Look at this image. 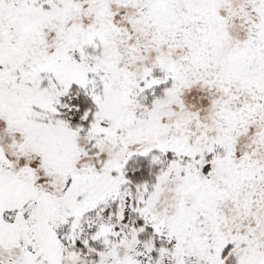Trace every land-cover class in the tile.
Here are the masks:
<instances>
[{
    "label": "snow or ice",
    "instance_id": "6c2138e0",
    "mask_svg": "<svg viewBox=\"0 0 264 264\" xmlns=\"http://www.w3.org/2000/svg\"><path fill=\"white\" fill-rule=\"evenodd\" d=\"M0 264H264V0H0Z\"/></svg>",
    "mask_w": 264,
    "mask_h": 264
}]
</instances>
